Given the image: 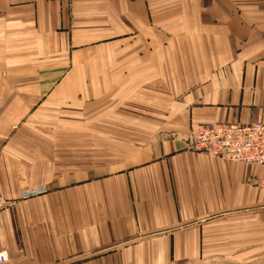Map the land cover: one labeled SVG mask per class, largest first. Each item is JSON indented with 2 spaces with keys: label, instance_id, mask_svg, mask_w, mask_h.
Segmentation results:
<instances>
[{
  "label": "crops",
  "instance_id": "obj_1",
  "mask_svg": "<svg viewBox=\"0 0 264 264\" xmlns=\"http://www.w3.org/2000/svg\"><path fill=\"white\" fill-rule=\"evenodd\" d=\"M260 120L264 0H0L6 264H264V169L188 149Z\"/></svg>",
  "mask_w": 264,
  "mask_h": 264
},
{
  "label": "built area",
  "instance_id": "obj_2",
  "mask_svg": "<svg viewBox=\"0 0 264 264\" xmlns=\"http://www.w3.org/2000/svg\"><path fill=\"white\" fill-rule=\"evenodd\" d=\"M188 149L215 159L261 166L264 169V121L249 124H207L193 130ZM264 189V175L259 182ZM48 192L46 186H37L24 192L21 199H29ZM0 193V213L6 208ZM13 203V202H12ZM9 262L6 250H0V264Z\"/></svg>",
  "mask_w": 264,
  "mask_h": 264
}]
</instances>
